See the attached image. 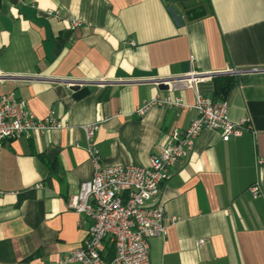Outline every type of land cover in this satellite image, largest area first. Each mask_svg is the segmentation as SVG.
<instances>
[{"label": "crops", "instance_id": "crops-1", "mask_svg": "<svg viewBox=\"0 0 264 264\" xmlns=\"http://www.w3.org/2000/svg\"><path fill=\"white\" fill-rule=\"evenodd\" d=\"M208 2L189 19L185 7L204 0H0V70L16 75L1 91L65 123L0 142V264H44L81 245L89 220L65 201L93 172L82 124H100L99 165H146L196 113L136 108L212 92L211 77L178 90L155 81L227 68L246 70L226 101L228 118L249 127L225 141L203 129L169 168L160 201L176 220L149 239L150 264H264V0Z\"/></svg>", "mask_w": 264, "mask_h": 264}, {"label": "built area", "instance_id": "built-area-1", "mask_svg": "<svg viewBox=\"0 0 264 264\" xmlns=\"http://www.w3.org/2000/svg\"><path fill=\"white\" fill-rule=\"evenodd\" d=\"M47 14L55 18L62 16L58 9H49ZM80 23L79 19L73 18L70 27L74 29ZM245 71L232 68L221 72L190 70L185 74L158 78L155 83L158 86L165 84L168 90L194 88L197 82L215 75H237ZM15 76L0 70V85L5 78ZM170 104L190 107L196 115L187 128H174L168 142L149 157L146 165H99L100 153L94 137L100 124L89 122L81 125L84 148L93 165V172L91 178L80 182L76 193L66 198L65 205L87 218L89 225L80 246L44 264H150L149 239L165 237L167 222L172 224L176 220L175 216L168 215L160 201L161 184L167 179L169 168L179 159L187 157L203 129L215 130L225 141L249 127L244 119L231 121L228 118L226 100H213L197 91L190 105L182 103L178 97L163 100L156 97L138 106L135 113L143 116L152 107ZM64 126L65 123L52 114L37 117L26 100L17 97L14 92L4 93L0 88V142L18 137L29 138L36 131L43 133ZM249 190L256 196L258 186H250ZM107 242L114 248L109 259L104 255ZM202 242V239L198 240V244Z\"/></svg>", "mask_w": 264, "mask_h": 264}, {"label": "trees", "instance_id": "trees-1", "mask_svg": "<svg viewBox=\"0 0 264 264\" xmlns=\"http://www.w3.org/2000/svg\"><path fill=\"white\" fill-rule=\"evenodd\" d=\"M206 9L211 11V6L208 0H204V3L198 5L185 7V13L187 14V18L195 19L202 17L206 13ZM211 81L212 92L210 97L213 100H226L231 88L237 84V76L228 74L215 75L211 77Z\"/></svg>", "mask_w": 264, "mask_h": 264}, {"label": "water", "instance_id": "water-1", "mask_svg": "<svg viewBox=\"0 0 264 264\" xmlns=\"http://www.w3.org/2000/svg\"><path fill=\"white\" fill-rule=\"evenodd\" d=\"M159 87L163 88V89H167L168 88L165 84H160Z\"/></svg>", "mask_w": 264, "mask_h": 264}]
</instances>
